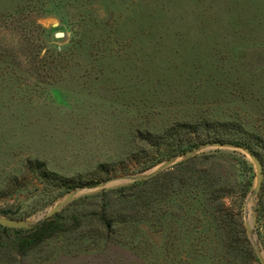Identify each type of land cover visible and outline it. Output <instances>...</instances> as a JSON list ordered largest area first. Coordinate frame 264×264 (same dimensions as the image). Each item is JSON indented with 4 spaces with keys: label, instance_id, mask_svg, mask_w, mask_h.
Returning a JSON list of instances; mask_svg holds the SVG:
<instances>
[{
    "label": "rangeland",
    "instance_id": "1",
    "mask_svg": "<svg viewBox=\"0 0 264 264\" xmlns=\"http://www.w3.org/2000/svg\"><path fill=\"white\" fill-rule=\"evenodd\" d=\"M203 122L229 125L183 146L224 132L251 146L257 194L253 163L227 149L195 155L184 186L185 160L161 172L141 211L104 192L152 177L81 192L180 155L139 134ZM72 192L50 218L62 231L33 250L17 255L0 234V264H257L242 256L248 239L258 259L246 223L264 259V0H0V216L31 221Z\"/></svg>",
    "mask_w": 264,
    "mask_h": 264
},
{
    "label": "trees",
    "instance_id": "2",
    "mask_svg": "<svg viewBox=\"0 0 264 264\" xmlns=\"http://www.w3.org/2000/svg\"><path fill=\"white\" fill-rule=\"evenodd\" d=\"M229 124H216V123H210V122H203V123H176L172 126H170L168 129H166L161 136H153L152 134L146 133L145 135L139 134V139H141L143 142L147 143L148 145L155 147V149L160 147V140L165 141L164 145L165 147L169 150L168 151V156H173L177 154H182L190 149V147H184L183 146V139L185 137L192 135L193 132H197V137H200L202 135H206L205 137L208 136L206 133H210L212 130L211 126H228ZM192 126V128H190ZM198 126H201V128H198ZM205 132V133H204ZM223 136H219L215 134L214 136L208 138V140L212 141H217V142H225L224 140H233L235 144L243 145L250 150L253 151L252 147L249 145H244L243 142H240L238 140H234V136L230 135L228 133L222 134ZM142 137V138H141ZM144 137V138H143ZM206 140V141H208ZM192 147V146H191ZM195 160L194 157L189 158L183 162L178 163L175 166V170H179L183 167H188L186 171L182 173L180 176L179 182L181 183L182 186H184L186 180H190L191 178H194V173L198 172L197 168L195 165L191 166V163H193ZM37 172L40 173V177L42 180L45 181H51L52 179L55 180L56 176L53 173H50L48 170H46L45 165L43 163H38L37 164ZM169 174V173H166ZM172 174V173H170ZM163 174L159 173L156 176L152 177L150 180L146 181H141V182H136L133 183L130 186H123L115 190H110L108 192H104V194H117V198L121 200H126L130 197H133V200H130L128 203H130L132 206L131 211H141L143 204H145V197L146 191L141 190L142 188H146L147 185L154 181L158 180L161 178ZM59 180V179H58ZM174 176L170 177V182H173ZM208 187H212L211 183L206 182ZM69 190L72 189L73 185H65ZM171 185L168 184V186L163 187L162 185H157L155 187H152V193L151 196L154 197L155 199L162 198V193L163 190H172L170 187ZM134 191V192H133ZM132 192V193H131ZM251 193V190L248 188L245 190L244 193V198H246L249 194ZM101 203V205H100ZM99 204H97V207L100 206L101 214H102V221L104 223V226L106 229H109L110 226L113 224L115 221V215H116V210L113 208V202L108 201L106 199L101 200ZM135 208V209H134ZM57 218V217H55ZM54 219H49L46 221H43L30 229L26 230H14V229H9L0 226V234H4L6 237L11 238L9 242L10 243V248L12 251H14L15 254L17 255H24L25 253L33 250L37 246H39L41 243H43L45 240L51 238L52 236L57 235L60 231H62L61 227L59 224L56 223ZM246 249L242 253V256L244 257L245 261L250 260V258H254L255 261H257V264H261L259 260H256V257L252 253V246L250 245V242L248 239H244ZM9 245V244H8ZM237 255V254H236ZM247 264V263H246Z\"/></svg>",
    "mask_w": 264,
    "mask_h": 264
},
{
    "label": "water",
    "instance_id": "3",
    "mask_svg": "<svg viewBox=\"0 0 264 264\" xmlns=\"http://www.w3.org/2000/svg\"><path fill=\"white\" fill-rule=\"evenodd\" d=\"M57 36H60V35H57ZM215 149H227V150L241 152L245 154L251 160V162L253 163L255 167V172H256V185H255L254 190L251 193V196L257 194L260 191L262 181H263L262 164L259 158L256 156L254 152H252V150H250V148L243 146V145L230 143V142H216V143L203 144L196 148L190 149L145 173L139 174L137 176H124V177L116 178L113 180H106L104 182L96 183L90 186H85L83 187L81 192L106 189V188L119 185V184H127L130 182H135V181H139L142 179H148V178L156 176L157 174L165 171L167 168L177 164L181 160H187L204 151L215 150ZM76 195H78L77 192H72L68 194L61 202H59L58 204L53 206L48 212H46V214L38 218H35L34 220H31V221H15V220L3 218L0 216V226L9 228V229H14V230L30 229L31 227L52 218L54 215L60 212L67 204H69ZM245 229L250 239L253 240L254 242V247H255L259 262L261 264H264V259L260 253V250H259V247L257 246L256 241L253 238L249 223H246Z\"/></svg>",
    "mask_w": 264,
    "mask_h": 264
}]
</instances>
